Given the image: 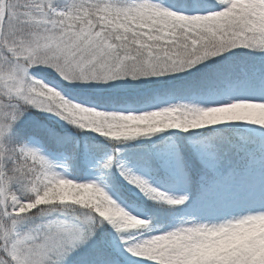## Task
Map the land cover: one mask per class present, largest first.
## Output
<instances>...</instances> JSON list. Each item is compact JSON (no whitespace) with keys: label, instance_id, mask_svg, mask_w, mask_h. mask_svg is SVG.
Returning <instances> with one entry per match:
<instances>
[{"label":"snow or ice","instance_id":"snow-or-ice-1","mask_svg":"<svg viewBox=\"0 0 264 264\" xmlns=\"http://www.w3.org/2000/svg\"><path fill=\"white\" fill-rule=\"evenodd\" d=\"M0 264H264V0H0Z\"/></svg>","mask_w":264,"mask_h":264}]
</instances>
